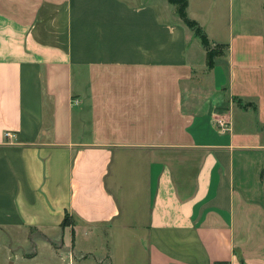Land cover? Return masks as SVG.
<instances>
[{
	"label": "crops",
	"instance_id": "crops-1",
	"mask_svg": "<svg viewBox=\"0 0 264 264\" xmlns=\"http://www.w3.org/2000/svg\"><path fill=\"white\" fill-rule=\"evenodd\" d=\"M186 12L213 65L169 0H0L4 233L99 264L77 236L144 202V264H264V0Z\"/></svg>",
	"mask_w": 264,
	"mask_h": 264
},
{
	"label": "rangeland",
	"instance_id": "rangeland-1",
	"mask_svg": "<svg viewBox=\"0 0 264 264\" xmlns=\"http://www.w3.org/2000/svg\"><path fill=\"white\" fill-rule=\"evenodd\" d=\"M225 44H215L214 50L225 51ZM123 212L118 219V222H113L106 226H101L98 229H91L88 235L84 233L77 236L75 252L81 255V248L89 251V257L94 253L99 258V264H113L112 258L106 255L110 253L114 257V264H144L146 261V254L143 251L140 239L144 234V222L147 211L145 210V203L122 204ZM137 206L134 211L130 207ZM71 220V218H70ZM132 221V225L125 226V222ZM71 221H75L74 219ZM4 233L0 228V264H65L70 262L72 264H81V261L69 255L63 259L61 257L65 254L58 249H54L49 243H46L44 238L38 237L35 233H24L22 238ZM70 231L66 234L65 245H70ZM87 240V241H86ZM92 242V243H91ZM35 247L39 251L38 257L34 260L25 258V253ZM64 246L62 251L68 250ZM75 260V261H74ZM90 264H95L93 258H88Z\"/></svg>",
	"mask_w": 264,
	"mask_h": 264
},
{
	"label": "trees",
	"instance_id": "trees-1",
	"mask_svg": "<svg viewBox=\"0 0 264 264\" xmlns=\"http://www.w3.org/2000/svg\"><path fill=\"white\" fill-rule=\"evenodd\" d=\"M171 3L177 5V12L180 15L181 19L190 27L194 28L195 31L200 36L202 43L205 47H207V59L209 65H213L215 62V56L222 54L220 50H214L213 48H209V41L206 34L203 32L202 28L199 26L196 20L191 19L186 12L187 0H169ZM263 174V173H262ZM70 216L67 213L63 220V224H72L73 222L70 220Z\"/></svg>",
	"mask_w": 264,
	"mask_h": 264
},
{
	"label": "built area",
	"instance_id": "built-area-1",
	"mask_svg": "<svg viewBox=\"0 0 264 264\" xmlns=\"http://www.w3.org/2000/svg\"><path fill=\"white\" fill-rule=\"evenodd\" d=\"M216 122L220 129H223V130L229 129V121L225 118V116L223 115L217 116ZM6 136L11 138L14 136V134L11 131H6ZM219 264H227V263L221 262Z\"/></svg>",
	"mask_w": 264,
	"mask_h": 264
},
{
	"label": "water",
	"instance_id": "water-1",
	"mask_svg": "<svg viewBox=\"0 0 264 264\" xmlns=\"http://www.w3.org/2000/svg\"><path fill=\"white\" fill-rule=\"evenodd\" d=\"M10 264H12V262Z\"/></svg>",
	"mask_w": 264,
	"mask_h": 264
}]
</instances>
